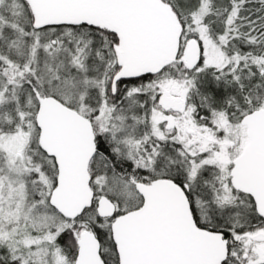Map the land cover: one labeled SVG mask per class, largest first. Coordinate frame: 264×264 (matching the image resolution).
<instances>
[{"label":"snow or ice","instance_id":"6c2138e0","mask_svg":"<svg viewBox=\"0 0 264 264\" xmlns=\"http://www.w3.org/2000/svg\"><path fill=\"white\" fill-rule=\"evenodd\" d=\"M0 264H264V0H0Z\"/></svg>","mask_w":264,"mask_h":264}]
</instances>
